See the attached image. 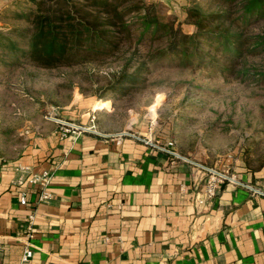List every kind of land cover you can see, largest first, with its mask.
<instances>
[{"label":"crops","instance_id":"0c3cea01","mask_svg":"<svg viewBox=\"0 0 264 264\" xmlns=\"http://www.w3.org/2000/svg\"><path fill=\"white\" fill-rule=\"evenodd\" d=\"M150 114L90 105L78 119L57 117L88 130L63 136L45 119L15 153H0V264H19L27 246L30 264H264V193L254 190L264 191V170L234 172L243 184L225 182L198 205L203 171L155 146L169 140ZM118 133L128 134L116 143ZM17 165L51 172L49 201L13 183Z\"/></svg>","mask_w":264,"mask_h":264},{"label":"rangeland","instance_id":"374dc122","mask_svg":"<svg viewBox=\"0 0 264 264\" xmlns=\"http://www.w3.org/2000/svg\"><path fill=\"white\" fill-rule=\"evenodd\" d=\"M158 1L188 33L195 29L184 21L189 3L196 1L205 10L214 6L212 0ZM26 9L16 0H0V31L22 25L13 14ZM253 29H264V21ZM116 69L118 64L113 62L99 69L91 65L43 69L26 61L18 65L0 61V153H15L26 134L48 117L78 119L90 105L94 109L111 105L140 118L154 115L157 134L173 141V150L194 162L229 174L264 170V84L260 80L164 62L142 87L99 100L107 74ZM103 101L108 105L101 107Z\"/></svg>","mask_w":264,"mask_h":264},{"label":"trees","instance_id":"16d2710c","mask_svg":"<svg viewBox=\"0 0 264 264\" xmlns=\"http://www.w3.org/2000/svg\"><path fill=\"white\" fill-rule=\"evenodd\" d=\"M212 1L211 10L189 3L188 33L158 0H16L27 9L13 14L22 25L0 31V61L43 69L117 63L99 100L142 87L164 62L264 84V29H253L264 21V0Z\"/></svg>","mask_w":264,"mask_h":264},{"label":"built area","instance_id":"2783aa9c","mask_svg":"<svg viewBox=\"0 0 264 264\" xmlns=\"http://www.w3.org/2000/svg\"><path fill=\"white\" fill-rule=\"evenodd\" d=\"M53 121L58 122L61 125V134L66 135H76L82 131H86L89 127H85L74 122L64 121L54 117H48ZM124 134L128 133H118L111 137L116 143L121 141ZM133 135V134H131ZM134 136V135H133ZM157 148L165 150L166 152L178 157L179 154L173 150V141H168L166 146H162L155 143ZM192 163L204 173L203 175V187L200 193L196 196L195 200L198 205H203L206 201L212 199L218 192L220 186L227 182L231 184H243L240 180L236 178L234 174H229L227 171H222L214 167L205 166L203 164L192 161ZM15 177L13 183L17 186L29 185L35 189V204L44 203L51 199L52 193L49 189V183L51 180V172L48 169H42L37 172H32L26 166L17 165L14 168ZM246 187L253 189L251 186L244 184ZM255 192H260L259 189H254ZM19 204L25 206L28 204L26 190H22L19 196ZM35 219V212L32 211L27 215V232L28 234L32 230V225ZM32 249L30 247H25L20 257L19 264H30L32 257Z\"/></svg>","mask_w":264,"mask_h":264},{"label":"bare ground","instance_id":"6f19581e","mask_svg":"<svg viewBox=\"0 0 264 264\" xmlns=\"http://www.w3.org/2000/svg\"><path fill=\"white\" fill-rule=\"evenodd\" d=\"M106 105H108V103L106 102V101H103V102H101V107H103V106H106Z\"/></svg>","mask_w":264,"mask_h":264},{"label":"water","instance_id":"95a60500","mask_svg":"<svg viewBox=\"0 0 264 264\" xmlns=\"http://www.w3.org/2000/svg\"><path fill=\"white\" fill-rule=\"evenodd\" d=\"M179 157H182V156L179 155ZM182 158H185V157H182ZM185 159H186V158H185ZM188 160H189V159H188ZM190 162H192V161L190 160Z\"/></svg>","mask_w":264,"mask_h":264}]
</instances>
